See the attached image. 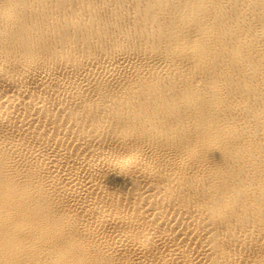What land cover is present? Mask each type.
Listing matches in <instances>:
<instances>
[{
  "label": "bare ground",
  "instance_id": "bare-ground-1",
  "mask_svg": "<svg viewBox=\"0 0 264 264\" xmlns=\"http://www.w3.org/2000/svg\"><path fill=\"white\" fill-rule=\"evenodd\" d=\"M0 264H264V0H0Z\"/></svg>",
  "mask_w": 264,
  "mask_h": 264
}]
</instances>
